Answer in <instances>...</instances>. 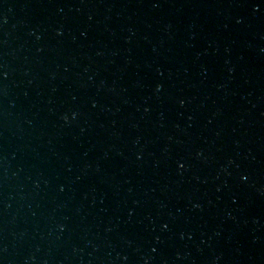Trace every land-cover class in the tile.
Masks as SVG:
<instances>
[{"label":"water","instance_id":"95a60500","mask_svg":"<svg viewBox=\"0 0 264 264\" xmlns=\"http://www.w3.org/2000/svg\"><path fill=\"white\" fill-rule=\"evenodd\" d=\"M0 264H264V0H0Z\"/></svg>","mask_w":264,"mask_h":264}]
</instances>
